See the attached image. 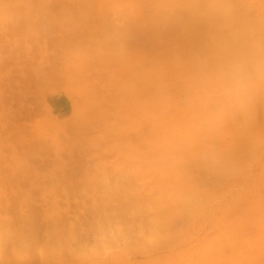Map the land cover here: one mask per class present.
<instances>
[{
  "label": "crops",
  "instance_id": "0c3cea01",
  "mask_svg": "<svg viewBox=\"0 0 264 264\" xmlns=\"http://www.w3.org/2000/svg\"><path fill=\"white\" fill-rule=\"evenodd\" d=\"M35 1L83 62L51 108L94 137L103 196L171 231L167 264H264V0Z\"/></svg>",
  "mask_w": 264,
  "mask_h": 264
},
{
  "label": "rangeland",
  "instance_id": "374dc122",
  "mask_svg": "<svg viewBox=\"0 0 264 264\" xmlns=\"http://www.w3.org/2000/svg\"><path fill=\"white\" fill-rule=\"evenodd\" d=\"M21 3L0 0V264H167L171 231L147 228L137 199L103 196L94 137L51 108L79 88L80 55Z\"/></svg>",
  "mask_w": 264,
  "mask_h": 264
}]
</instances>
